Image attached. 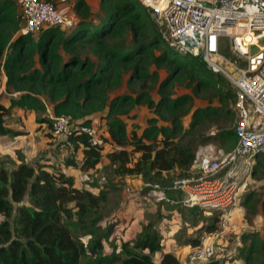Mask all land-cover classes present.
<instances>
[{
  "label": "trees",
  "instance_id": "trees-1",
  "mask_svg": "<svg viewBox=\"0 0 264 264\" xmlns=\"http://www.w3.org/2000/svg\"><path fill=\"white\" fill-rule=\"evenodd\" d=\"M19 8L16 0H0V69L6 47L14 38L3 64L8 87L25 92L20 97L25 104L38 105L41 110H46L44 98L52 105L54 117L69 114L87 126H94L99 118L100 143L93 145L80 132L59 142L53 119L44 118L50 125V145L67 149L60 161L63 165L40 159L22 161L12 169L0 167V264H181L176 255L163 251L153 222L144 225L135 238L118 241L111 231L113 219L106 220V226L101 223L107 217L104 209L109 194L119 183L126 184L125 177H140L145 185L159 183L168 191L176 180L188 179L195 172L192 167L199 146L217 141L227 151L234 149L235 131L197 133L206 118L234 111L232 85L222 74L213 73L200 55H181L168 46L162 54L156 53L164 42L148 8L139 0H101L98 14L88 0H76V26L48 28L38 37L22 30ZM87 44L92 53L83 55L80 48ZM167 62L172 67L161 80L160 71L149 67ZM179 73H187L191 81L200 78L199 88L194 90L212 88L217 104L212 100L192 111V95L173 96L167 86ZM160 80L155 94L147 90L148 82ZM133 81L142 82L138 95L110 97ZM127 104L129 108L146 104L157 117H149L144 128L129 123L121 116ZM184 107L182 113L192 112L187 128L179 113ZM7 110L0 103V119ZM167 111L170 124L161 120ZM69 169L93 170L101 177L92 178L90 187L77 186ZM205 211L191 207L195 225L201 223ZM209 219L200 235L217 228L219 216ZM189 242L198 245L200 236ZM242 242L238 259L243 264H264V237L243 234Z\"/></svg>",
  "mask_w": 264,
  "mask_h": 264
},
{
  "label": "built area",
  "instance_id": "built-area-1",
  "mask_svg": "<svg viewBox=\"0 0 264 264\" xmlns=\"http://www.w3.org/2000/svg\"><path fill=\"white\" fill-rule=\"evenodd\" d=\"M16 1L24 32L37 35L48 28L69 29L77 24L51 0ZM139 1L148 8L166 46L181 55L202 56L213 73L222 74L234 86L236 146L231 151L201 146L193 164L199 175L172 185L182 191L184 205L220 212L217 228L200 235L199 244L188 251L182 264L232 263L237 250H232L226 236L240 193L249 185L258 159H264V0ZM73 132L85 133L93 145L100 143L94 126L78 123L69 114L53 118L56 136ZM146 187L155 202L171 201L161 184Z\"/></svg>",
  "mask_w": 264,
  "mask_h": 264
},
{
  "label": "rangeland",
  "instance_id": "rangeland-1",
  "mask_svg": "<svg viewBox=\"0 0 264 264\" xmlns=\"http://www.w3.org/2000/svg\"><path fill=\"white\" fill-rule=\"evenodd\" d=\"M88 2L94 8L95 10L94 12L96 14L101 13L100 11L101 0H88ZM70 16L71 18L74 17V15H70ZM128 29L126 33H128ZM38 35L40 34L34 36L38 37ZM165 46L166 44L162 43V45H160V47L156 49V53L162 54L165 51ZM80 53H82L83 55H86L87 53H92L91 46L87 44L84 48H80ZM171 67L172 65L170 66L169 63L167 62L161 66L151 63L149 68L151 71L153 70L160 71L161 80H163L169 75ZM125 77L127 78L128 76ZM199 79L200 78H197L191 81L187 73H179V75L172 81L169 87L167 86V89L172 93L173 96H180L184 94L192 95L193 97L192 111L197 107L208 106L212 100L214 103L217 104L218 100L214 98V91L212 90V88H202V89H198L197 91L194 90L195 86L199 88L198 85ZM161 80L159 82H151V81L148 82L147 90L155 94V91L159 89V84ZM226 80L230 82L227 78ZM230 84L234 89L233 84L231 82ZM141 91H142V82L133 81L130 87H123L120 90H116L110 93V97H114L118 93L119 94L130 93L133 95H138ZM189 103L190 101L188 102V104ZM232 107L234 106L232 105ZM126 110H127L126 113L122 114L121 116L127 122L137 124L141 128L148 126L149 117H157V114L153 113L152 111H149V108L146 104H140L135 108H131V107L129 108L127 104ZM184 110H186L185 107L179 110V113L183 118L184 126L187 128L190 124V119H191L190 117L192 112L187 110V112L182 113V111ZM170 119H171V114L169 113V111H167L165 113L164 119L161 120L165 124H170ZM236 120H237V114H235L234 111L228 115L223 112L221 113L220 116H214V117L211 116L209 118H206V120L203 121L197 127V133H209L211 135V131L213 130L214 131L218 130L219 132L223 130L234 131ZM99 123H100L99 118H97L94 123L96 129ZM210 143H214V145L218 147L217 141L215 142L211 141ZM200 147L201 146H199V148ZM261 160H263V158L260 157L256 162L253 175L251 174L248 179L249 185L246 186V188L240 193L239 202L237 204V207L235 208L234 211L235 214H233V219H234L236 213H238V226L242 235L248 233H258L261 237H264V160L263 162ZM259 163H262L260 167L258 166ZM89 173H90L89 174L90 180L84 181L83 179L87 177V174L84 173L83 175L82 174L81 175L83 178L82 179L83 183L85 185L87 184L90 186V181L93 180L92 178H94L95 176L100 178L101 174L95 171L92 172L90 171ZM198 175L199 174L196 172L192 174V176H198ZM129 179L131 180L130 182H128ZM102 180L104 179L102 178ZM124 180L126 183L125 185L119 183L118 185H120V187L109 194V199H110L108 201L109 205L107 206V208L104 209V213H105L104 215L107 217H105L101 221V223L104 224L106 220L109 221V219H113L115 223L114 226H112L113 236L116 237L118 241L121 240L122 237L125 238V236H129V237L138 236L140 234L141 227L143 228V226L146 225L145 221L147 220L152 222H157L156 219H158L159 221L161 220L163 221L161 215L159 216V214H157V211H159L161 207L154 206L155 204H157V202H155L148 195L147 191H145L146 185L143 182V180L140 177H130V176L125 177ZM248 193H252V195L247 197ZM247 200H248V205L245 206L244 204L245 201ZM140 205H143L144 210L141 209L142 206ZM152 208L153 211L151 212ZM165 208H169V207L166 205ZM174 215H176L177 217L179 216V214H174ZM215 215L220 216V212L214 210H206L205 212L201 213L200 218L202 222L200 223L201 226H198L199 229L202 228V226L209 224L210 223L209 217H213ZM186 219L187 218H185V220ZM142 224L143 226H141ZM183 224L186 225L185 222ZM170 225H172L170 222H165L164 226L162 225V228L169 229ZM153 230H157V227L154 226ZM192 235H194L195 237L200 236V234L195 230L192 232ZM230 235L231 233L227 234V239L230 243L234 245L236 240L230 237ZM181 239H183V235L181 236ZM183 244L184 242H181L178 247L182 248ZM84 264H86V261L84 262Z\"/></svg>",
  "mask_w": 264,
  "mask_h": 264
},
{
  "label": "crops",
  "instance_id": "crops-1",
  "mask_svg": "<svg viewBox=\"0 0 264 264\" xmlns=\"http://www.w3.org/2000/svg\"><path fill=\"white\" fill-rule=\"evenodd\" d=\"M51 1L55 2L57 7L62 12H64L70 19H73L77 22V15L74 10V4L76 0H51ZM70 15H74V17L71 18ZM13 41L14 38L12 39V42ZM12 42H10L6 47L5 57L3 59L0 69V73H1L0 103L8 109L7 112L3 114L2 118L0 119V126H2V129H4V132L0 133V167L3 166L8 169H12L16 167L18 164L22 163V161L34 163L40 159L43 160L48 159L49 162L62 164V162L60 161H62L61 160L62 157L67 154V149L64 146L62 147L58 146V144L50 145L49 143L50 139L47 136V133L50 132V125L47 123V121L43 120L44 118H51V119L54 118L52 112V105L47 104V101L44 98H43V103L46 106V110H41L37 108L38 105H33V104L30 105L29 103L25 104V101H23L20 98L22 93L25 92L9 88L7 85L8 76L4 69L3 64L5 59L11 52ZM234 113L237 114L235 109H234ZM217 133H219L218 130ZM58 139L59 142H62L67 139V136L61 135L58 136ZM208 144H211L214 147H216L214 143H207L205 145ZM107 147L112 149L111 145H107ZM216 148L225 150L220 146ZM192 169L194 168L192 167ZM67 171L68 173L74 176L77 186L90 187L89 185L87 184L85 185L83 183L82 175L84 173L87 174V177L83 179L84 181L90 180L89 172L90 171L92 172L93 170L87 172V171H82L80 169H69ZM79 177L81 180L79 179ZM130 181L131 180L129 179L128 182ZM172 185L173 184L169 186L171 189H168V191H166L171 201L157 202V204L154 205L155 207L156 206L161 207V209L157 211V214H159V216L161 215L163 221L162 220L159 221L158 219H156L157 222H153V223L154 226L157 227V231L160 233V236L162 238L163 251L171 252L174 255H176L182 264L184 262L185 256L188 253V251H190V249L194 247L192 243L189 242V239L195 237L194 235H192V232L195 230L199 233V231L202 228L199 229L198 227L201 226V224L199 225L194 224L195 223L193 220L194 216L192 215V213H190L191 207L186 206L182 203V198H183L182 191L175 189ZM92 189L97 191L96 188H92ZM166 205L169 208H165ZM140 206H142L141 209L144 210L143 205ZM152 211L153 208L151 209V212ZM174 214H179L180 217L179 216L177 217ZM185 218L187 219L185 220ZM151 222L152 221L147 220L145 221V224L147 225ZM165 222H170L172 224L169 226L170 227L169 229L162 228V225L164 226ZM182 222L183 223L185 222L186 225H184ZM106 224L107 223L105 222L103 225L106 226ZM141 226H143V224ZM142 229L143 228L141 227L140 232H142ZM229 233H231L230 237L236 240L234 245L229 241L228 242L229 245L232 247V250L235 249L237 250V254H236L237 257L239 256L240 248L244 244L242 242L243 235L239 230V226H238V213H236V216L232 220ZM182 235H183V239H181ZM125 238L132 239L135 238V236L134 237L125 236ZM181 242H184V244L182 248H179L178 246ZM238 258L239 257L235 258L232 261V263L229 264H243V260Z\"/></svg>",
  "mask_w": 264,
  "mask_h": 264
}]
</instances>
